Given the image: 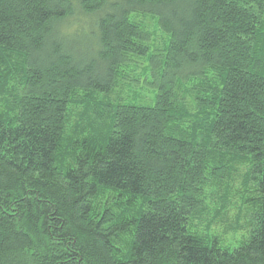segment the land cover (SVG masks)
Returning <instances> with one entry per match:
<instances>
[{"label":"trees","instance_id":"1","mask_svg":"<svg viewBox=\"0 0 264 264\" xmlns=\"http://www.w3.org/2000/svg\"><path fill=\"white\" fill-rule=\"evenodd\" d=\"M0 264H264V0H0Z\"/></svg>","mask_w":264,"mask_h":264},{"label":"rangeland","instance_id":"2","mask_svg":"<svg viewBox=\"0 0 264 264\" xmlns=\"http://www.w3.org/2000/svg\"><path fill=\"white\" fill-rule=\"evenodd\" d=\"M160 38V35L158 34V37ZM243 173V171H241ZM239 181L240 179H238L235 183L236 187L239 186ZM235 187V186H234ZM238 196L237 195H233L231 196V203H235V205H238ZM212 210V208L210 209ZM237 208L234 206H228V210H227V217L224 220H219L217 222H215L214 224L211 225V228L209 230H205V223H207V221L210 222V220L212 219L211 214L205 215L201 220L197 221L198 224L200 225V227H202V231L206 232V233H213L217 236L220 237V241H221V246H223L224 248H227L229 250H232L234 247H236L239 242L244 238L248 236V230H235L232 226H234L233 224L236 221L237 218ZM225 224H232L229 228L225 231ZM227 227V226H226Z\"/></svg>","mask_w":264,"mask_h":264}]
</instances>
